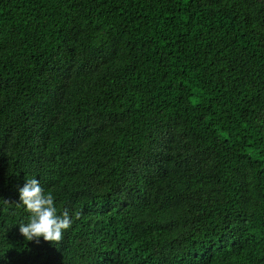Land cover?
<instances>
[{
	"label": "trees",
	"instance_id": "obj_1",
	"mask_svg": "<svg viewBox=\"0 0 264 264\" xmlns=\"http://www.w3.org/2000/svg\"><path fill=\"white\" fill-rule=\"evenodd\" d=\"M0 264H264V0H0Z\"/></svg>",
	"mask_w": 264,
	"mask_h": 264
},
{
	"label": "clouds",
	"instance_id": "obj_2",
	"mask_svg": "<svg viewBox=\"0 0 264 264\" xmlns=\"http://www.w3.org/2000/svg\"><path fill=\"white\" fill-rule=\"evenodd\" d=\"M19 191L18 205H22L29 214L28 222L19 225V233L26 241L60 242L65 230L73 223L68 210L58 214L55 198L51 192H45L36 178L25 180Z\"/></svg>",
	"mask_w": 264,
	"mask_h": 264
}]
</instances>
